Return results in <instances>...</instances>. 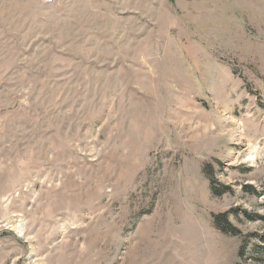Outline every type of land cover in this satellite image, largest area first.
I'll use <instances>...</instances> for the list:
<instances>
[{
  "label": "rangeland",
  "instance_id": "1",
  "mask_svg": "<svg viewBox=\"0 0 264 264\" xmlns=\"http://www.w3.org/2000/svg\"><path fill=\"white\" fill-rule=\"evenodd\" d=\"M262 239L264 0H0V264H263Z\"/></svg>",
  "mask_w": 264,
  "mask_h": 264
},
{
  "label": "trees",
  "instance_id": "2",
  "mask_svg": "<svg viewBox=\"0 0 264 264\" xmlns=\"http://www.w3.org/2000/svg\"><path fill=\"white\" fill-rule=\"evenodd\" d=\"M225 191H229V188H226L225 189ZM212 192H213V194L215 195V196H220L222 193L218 190V189H215L214 187L212 188ZM228 216H229V213H226V214H222V215H217V216H213V219H214V223H215V225H217V227H223V223L225 222V224H228ZM251 219H254V218H251ZM222 221H224V222H222ZM230 226V225H229ZM222 230L223 231H227V229L226 230H224V227L222 228ZM231 230H232V232L234 233V235L235 234H238V231L237 230H235V229H232L231 228ZM262 243L263 244H257V245H254L253 246V249H252V251H253V253H252V256H254V255H258V254H263L262 255V258L260 257V258H256L260 263H263L264 264V239H262ZM248 248L246 247V245L244 246V248H242V250H241V252H240V255H241V257H243V259L245 258V256H246V250H247Z\"/></svg>",
  "mask_w": 264,
  "mask_h": 264
}]
</instances>
